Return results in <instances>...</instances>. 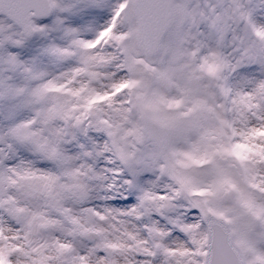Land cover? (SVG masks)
Wrapping results in <instances>:
<instances>
[{
	"label": "snow or ice",
	"instance_id": "1",
	"mask_svg": "<svg viewBox=\"0 0 264 264\" xmlns=\"http://www.w3.org/2000/svg\"><path fill=\"white\" fill-rule=\"evenodd\" d=\"M0 264H264V0H0Z\"/></svg>",
	"mask_w": 264,
	"mask_h": 264
}]
</instances>
